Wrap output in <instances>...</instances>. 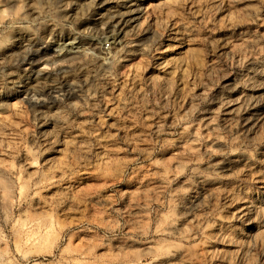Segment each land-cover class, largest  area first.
<instances>
[{
	"label": "rangeland",
	"instance_id": "374dc122",
	"mask_svg": "<svg viewBox=\"0 0 264 264\" xmlns=\"http://www.w3.org/2000/svg\"><path fill=\"white\" fill-rule=\"evenodd\" d=\"M263 200L264 0H0V264H264Z\"/></svg>",
	"mask_w": 264,
	"mask_h": 264
},
{
	"label": "bare ground",
	"instance_id": "6f19581e",
	"mask_svg": "<svg viewBox=\"0 0 264 264\" xmlns=\"http://www.w3.org/2000/svg\"><path fill=\"white\" fill-rule=\"evenodd\" d=\"M261 203L264 204V200L261 201ZM247 234H248V232L243 233V235H247Z\"/></svg>",
	"mask_w": 264,
	"mask_h": 264
}]
</instances>
